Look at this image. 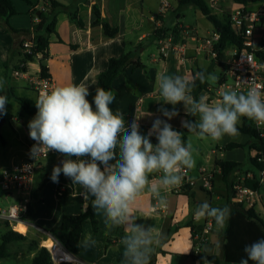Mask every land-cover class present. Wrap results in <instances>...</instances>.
Returning a JSON list of instances; mask_svg holds the SVG:
<instances>
[{"label": "crops", "instance_id": "crops-1", "mask_svg": "<svg viewBox=\"0 0 264 264\" xmlns=\"http://www.w3.org/2000/svg\"><path fill=\"white\" fill-rule=\"evenodd\" d=\"M30 1L32 5L23 0H12L17 10V14L8 20L12 28L30 30L33 23L37 22L33 11L45 9L44 7L49 4L48 0ZM56 1L62 7L56 14V32L50 36L49 57L44 61L56 87L68 84L88 87L90 94L87 99L92 104V97L98 85V76L108 69L111 58H120L130 53L135 61L142 64L141 67H136L134 64L128 65L112 83L111 90L115 93V100L110 107L114 113L117 111L122 113L126 128L133 120H137L140 132L142 133L143 128L149 132L154 119H166L158 109L161 106L169 110L173 108V105L163 104L162 97L159 95L157 78L160 74L181 75L190 79L199 70L207 69L208 73H214L219 79L215 83L208 82V89L203 91L199 97L205 96L213 104L218 103L221 98L219 86L224 81L231 80L228 71L237 48L229 45L220 56L213 59L206 41L218 32L202 13L203 17L201 16L200 19L205 17L207 23L198 21L188 23L189 12L197 9L193 6L180 7V0ZM206 1L213 12L219 15L223 13L233 15L242 9L248 12L264 9V0L257 1L263 3V6L258 8L250 7L252 3H255L252 1L247 6L233 0ZM94 7H97L100 12V19L95 15ZM37 15H40V12ZM104 23L109 25L108 31L116 28L118 34L110 37L103 27ZM176 27H178V36L173 32ZM158 28L165 30L162 38H157L155 35ZM32 36V34L24 33L14 35L8 31L5 20L0 21V95L8 86L6 64L8 63L12 70L19 65L22 44ZM263 39L264 19L256 25L254 41L257 44ZM158 40L171 42L166 53L161 52ZM41 59L43 56H37L34 62L29 63L27 73L23 77H16L14 72L11 73L12 79L9 85L15 88L20 95L37 99V92L31 80L41 74ZM15 79L17 81L21 79L24 83L19 84L15 82ZM14 103L17 102L8 101L6 110L8 111ZM92 107L95 110V105ZM175 108L179 114L168 123L173 129L184 131L182 137H186L184 140L186 142L190 141L191 136L197 137L195 133H188V130L181 126L182 120L190 121L183 104H177ZM21 112L13 117L14 120L18 119L25 129L26 146L14 149L2 135L0 170L30 156L32 139L29 136L28 124L31 119L23 109ZM1 117L2 129L4 117ZM198 119V116L195 117V121ZM243 122L244 117L241 118L237 127H242ZM199 140L200 143L192 148L195 166L189 170L196 176L202 167L212 170L215 179L211 192L203 191L200 184L190 190L184 188L182 192L176 191L174 187L164 193L167 204L161 207L153 194L145 190L131 206L135 223L145 227L154 226L155 235L160 238L159 244L153 251L157 253L154 264H201L192 256L194 232L190 226L204 227L209 222L212 223V231L204 247L203 256L219 255L225 243L223 236L225 229L218 230L212 219L197 222L192 213L196 206L204 201L212 206L230 205L229 199L232 194L230 186L234 185L239 178H243L241 177L242 172L247 171V174H254L251 158L256 157L258 152L251 149L253 139L250 136L239 132L236 137L228 136L230 141L225 144L220 143V139L214 147L211 149L209 147L208 152L202 146L205 144L203 138ZM236 145L241 147H236ZM245 149L249 151V167L245 166L247 159ZM118 151L117 149V154ZM202 152H207L204 157ZM61 158L77 159L75 156L65 157L57 152L43 162V167L35 177L36 199L33 201L32 217L18 228L19 233L27 236L26 242H38L40 247L42 241L51 235V230L60 225L64 215H79L87 208L91 197V195L85 196V189L79 184H73L71 178L63 174L59 176L58 183L51 181L53 166L58 165ZM81 159H88V157ZM223 162L240 164L238 169L229 175L228 182L224 180L220 166ZM238 174H241L240 177ZM160 175L162 173L150 175V187L158 184ZM2 195L4 194L0 193V196ZM5 197L13 201V195H5ZM262 203L257 205L255 211L264 220L259 212L264 210V201ZM97 220L99 235H95L90 220H86L83 224L84 233L80 238L78 260L81 264H120L118 257L124 250L121 240L126 234L125 229L106 223V217L102 211L97 212ZM0 223H5L7 228L6 222ZM85 237H91L95 244L84 248L82 242ZM18 254L20 257V253ZM35 254L36 251H29L31 261Z\"/></svg>", "mask_w": 264, "mask_h": 264}, {"label": "clouds", "instance_id": "clouds-1", "mask_svg": "<svg viewBox=\"0 0 264 264\" xmlns=\"http://www.w3.org/2000/svg\"><path fill=\"white\" fill-rule=\"evenodd\" d=\"M197 79L202 84L215 83L219 77L207 69L196 72L190 79L181 75L158 76L163 104L173 108L161 106L158 110L166 119H154L147 134L140 132L137 120L126 128L122 113L113 112L110 105L115 93L112 90L96 89L95 110L87 99L88 87L76 84L56 87L41 94L36 101L38 111L28 124L29 136L36 142L30 157L47 156L49 151L77 157L53 166L50 179L58 183L61 174L71 178L73 184L85 189V196L93 197L92 207L104 213L106 223L125 229L120 264H151L152 253L160 241L154 226L135 223L131 206L137 197L148 190L161 207L166 206L164 193L182 183L184 169L195 166L192 143L184 141L182 134L168 123L179 114L175 105L183 104L187 114L199 117L196 121L182 120L181 126L201 138L218 141L225 135L238 136L237 125L242 117L264 126V88L253 82L246 92L225 90L220 93L219 102L213 104L205 96L198 100L193 97ZM7 102L8 97L0 95V116L7 114ZM153 135L156 144L151 142ZM154 173L162 175L158 184L150 187L149 177ZM192 214L197 222L212 219L222 231L228 225L232 208L228 204L220 207L204 201ZM94 244L91 237H85L82 242L84 248ZM244 252L247 258L241 259L240 264H249V261L264 264V238L246 245ZM204 264H209L206 257Z\"/></svg>", "mask_w": 264, "mask_h": 264}, {"label": "trees", "instance_id": "trees-1", "mask_svg": "<svg viewBox=\"0 0 264 264\" xmlns=\"http://www.w3.org/2000/svg\"><path fill=\"white\" fill-rule=\"evenodd\" d=\"M29 5H32L30 0H23ZM48 6H45V9H35L33 14L37 22H34L32 28L30 30H17L10 26L8 20L10 17L17 14V10L12 2V0H0V21L5 20L8 31L12 34H32L33 42L36 45L34 48V54L32 55H24L21 52L20 63H31L34 62L38 53H42L43 59L40 60L41 63V76H50L48 73V69L44 64L45 59L49 57V46H50V36L56 32V14L57 11L62 5L56 0H48ZM238 4H242L247 6V4L262 0H233ZM180 7L184 6H193L197 10H199L206 19L214 26L215 30L220 34V39L215 45V50L217 55L220 56L221 53L226 49L227 46L231 45L236 47L238 50L245 49V39L242 35V30L237 28L232 20V14L223 13L216 14L213 12L212 8L209 6L206 0H180ZM40 12V15L37 13ZM95 15L98 19L101 18V14L97 7H94ZM105 31L109 30V25L107 23L103 24ZM178 27L174 29V34L178 36ZM110 32V33H109ZM164 29L158 28L155 32L157 38H162ZM110 37H115L118 34V30L116 28L111 29L107 33ZM264 47V39L261 44ZM22 48V47H21ZM257 56L261 59H264V50L257 52ZM134 64L136 67H141L142 64L138 61H135L130 53L125 54L120 58H111L109 60L108 69L98 76V85L97 88H103L105 90H111L112 83L120 75L124 72L125 68ZM7 82L8 86L2 95L8 97V101L15 100L23 109L24 113L32 120L37 112L36 108V100L25 95H20L19 92L9 85L10 80L12 79V74L16 70H19L20 67L16 66L13 70L11 66L7 63ZM23 71L27 73V66L23 68ZM202 71V70H199ZM209 83H201L198 79L195 81V87L192 91V95L195 99H199V95L208 89ZM96 94V92H95ZM93 95V97L95 96ZM92 97V105L93 103ZM190 121H195V116L188 115ZM1 124L2 117L0 116V141H2L1 134ZM240 133H244L253 139V144L251 149L256 150L259 154L256 157L251 158V164L254 168L253 178L247 179L244 182V185L250 187L252 189L260 190L263 201H264V187L259 186L258 174L261 171H264V136H261L257 130L254 128L253 124L249 121V119L244 117V122L242 127H237ZM175 130V129H174ZM182 135H184V131H179ZM146 128L142 129V134H147ZM183 140L186 139L185 136L182 137ZM151 142L153 144L157 143L155 135L151 137ZM236 147H241L240 145H236ZM60 154V153H59ZM222 168L223 177L226 182H228L229 175L236 171L240 166L239 163L236 162H223L220 163ZM237 181V180H236ZM233 184L230 186V191L232 192L229 204L232 208V215L228 222V225L224 231V239L225 243L222 245L220 254L213 256H194V259L204 264V258L206 257L208 262L211 264H240L241 259H246V253L244 252V248L246 245H250L251 243L264 238V220H262L255 209H246L241 204H236L233 202ZM1 193V192H0ZM33 192L32 194V202L29 204L28 211L26 212L25 219L28 220L32 217L34 211V203L36 199V195ZM93 197H90V201L87 205V208L81 212L79 215H64L62 217L60 225L51 230V235L54 236L60 243H62L73 255L78 257L79 247H80V238L84 233L83 224L86 220H90L92 223L93 231L95 235H99V226L97 220V210L92 207ZM7 224V230L2 235L1 245H0V259L7 258L10 256L9 246L11 243L16 242H26L27 236L13 231L9 225ZM192 231L194 232V236L196 233L201 232L203 227L199 226H190ZM29 247L32 251H36V254L32 260L31 264H52L51 257L47 249L40 247L38 242H29ZM161 252H164L161 250ZM122 254L119 255L118 261H121ZM157 258V253L153 252L151 256V264H154ZM249 264H254V262L249 261Z\"/></svg>", "mask_w": 264, "mask_h": 264}, {"label": "built area", "instance_id": "built-area-1", "mask_svg": "<svg viewBox=\"0 0 264 264\" xmlns=\"http://www.w3.org/2000/svg\"><path fill=\"white\" fill-rule=\"evenodd\" d=\"M264 19V9L248 12L245 10H238L232 15V20L237 28L242 30V35L245 39V49L236 51L229 66V74L231 80L224 81L219 86V93L225 90H235L239 92H246L253 82L264 88V59L257 56V52L264 50L260 43H255L256 25ZM220 39V34H215L211 39H208L207 46L210 47V54L213 59L218 57L215 50V45ZM160 50L166 53L171 46V42L158 40ZM165 43V44H164ZM36 45L31 39L25 40L22 44V52L24 55L34 54ZM37 56H42L38 53ZM36 56V57H37ZM19 70L14 72L16 77L25 76L26 72L23 68L28 66L27 63H20ZM36 92L37 99L41 94L47 93L56 88V85L51 76L38 75L31 80ZM36 99V101H37ZM38 111V110H37ZM37 113V112H36ZM253 124L257 132L264 136V126H257V124L249 120ZM36 142L32 140L31 148ZM30 148V150H31ZM57 154L56 151H49L47 156L41 155L37 159L30 156L20 162L14 163L11 166L4 167L0 170V192L4 195L17 196V202L9 208L0 209V222H8L12 230L19 232L16 227L20 224H26V212L29 204L32 202V194L34 192L35 177L38 171L42 168L43 162L51 155ZM182 183L176 187V191L182 192V189H192L200 184V187L205 192H211L214 188V172L207 167H202L198 170L197 176L189 169L183 170ZM254 174H247L243 178H239L233 185L232 200L236 204H241L246 209H255L257 205L263 202V196L260 190L252 189L244 185L245 180L253 178ZM259 186L264 187V172L258 174ZM212 231V223L209 222L203 227L201 232L194 236V249L192 255L203 256L204 247L209 241V235ZM41 247L47 249L50 254L52 264H81L78 258L73 255L62 243H60L54 236H47L42 241ZM211 264V263H209Z\"/></svg>", "mask_w": 264, "mask_h": 264}, {"label": "rangeland", "instance_id": "rangeland-1", "mask_svg": "<svg viewBox=\"0 0 264 264\" xmlns=\"http://www.w3.org/2000/svg\"><path fill=\"white\" fill-rule=\"evenodd\" d=\"M261 6H263L262 2H255V3H252V6H250V7L251 8H258ZM201 16L203 17L201 12L193 9V11H191V13L189 12V16H188L187 21H188V23H196V21H198L200 23H203V22L207 23L208 21H206L205 17H204V19H200ZM258 35H259V33H258ZM257 37L255 39H257ZM15 82H19V84L24 83L21 79H19V81L16 80ZM21 111H22L21 106L18 103H14V105L8 109L7 114L3 115L4 122L2 125L1 132H2V135L5 137V139L11 143V145L14 147V149H18V148L21 149V148H24L26 146L25 129L21 126L18 119L14 120V117H13V116L18 115L19 113H22ZM199 138H201V137H199V136H197V137L191 136L190 137V142L192 143L193 148L200 143ZM203 140H204L205 144H203L202 146L205 147L204 149L207 152L209 150V147L211 149L217 143V141H214L211 138H203ZM228 141H230V140H228V136L226 135V136H223L220 143L225 144ZM2 148H3V146L0 143V149H2ZM206 153L202 152L203 157L206 155ZM245 153L247 155V159L245 161V166L249 167V160H248L249 151L247 149H245ZM242 154H244V152H242ZM257 154H259V153H257ZM257 154H256V156H257ZM247 173H248L247 171L242 172L241 177H245L247 175ZM241 174H238V176L240 177ZM17 196L18 195L16 193L13 195V201L7 199L5 197V195L0 196V209H6V208H9L11 205L15 204L17 202ZM259 212H260L261 216L263 215V218H264V210L259 211ZM0 225H1L0 226V245H1V242H2L1 238H2V235L5 233L4 230L6 231L8 228H6L5 223L4 224L0 223ZM11 229H12V227H11ZM29 244H30L29 242L11 243L9 246V250H8L10 252V256L7 258L0 259V264H31L32 261H31L30 255H29V251H32V250L30 249ZM18 253H20V257H19Z\"/></svg>", "mask_w": 264, "mask_h": 264}, {"label": "water", "instance_id": "water-1", "mask_svg": "<svg viewBox=\"0 0 264 264\" xmlns=\"http://www.w3.org/2000/svg\"><path fill=\"white\" fill-rule=\"evenodd\" d=\"M64 159H65V158H61L60 161H59V163H58V165H60L61 161L64 160Z\"/></svg>", "mask_w": 264, "mask_h": 264}, {"label": "bare ground", "instance_id": "bare-ground-1", "mask_svg": "<svg viewBox=\"0 0 264 264\" xmlns=\"http://www.w3.org/2000/svg\"><path fill=\"white\" fill-rule=\"evenodd\" d=\"M23 224H20V225H18L17 227H16V229L18 230V228L20 227V226H22ZM19 231V230H18Z\"/></svg>", "mask_w": 264, "mask_h": 264}]
</instances>
